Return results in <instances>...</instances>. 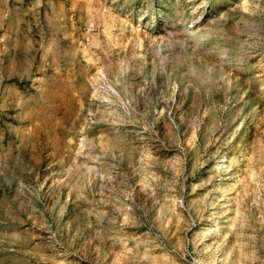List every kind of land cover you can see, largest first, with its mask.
<instances>
[{"label": "rangeland", "instance_id": "rangeland-1", "mask_svg": "<svg viewBox=\"0 0 264 264\" xmlns=\"http://www.w3.org/2000/svg\"><path fill=\"white\" fill-rule=\"evenodd\" d=\"M263 114L264 0H0V264H264Z\"/></svg>", "mask_w": 264, "mask_h": 264}, {"label": "bare ground", "instance_id": "bare-ground-1", "mask_svg": "<svg viewBox=\"0 0 264 264\" xmlns=\"http://www.w3.org/2000/svg\"><path fill=\"white\" fill-rule=\"evenodd\" d=\"M100 19H101V17H100ZM99 21V20H98ZM103 43V42H102ZM99 44H101L100 42H99ZM49 53V52H48ZM47 54V53H46ZM54 58H56L55 56H54ZM55 61V60H54ZM101 65H102V67L101 68H99L98 69V73H102V74H105V73H107L106 72V70H107V68H109V67H107V65H105V63H100ZM117 64V63H116ZM100 65V66H101ZM108 65H109V63H108ZM115 65V64H114ZM121 67V66H120ZM116 68H118V67H116ZM126 69H128V68H125V70ZM125 70H123L122 68L121 69H118L117 71H118V77L119 76H122L123 75V72H125ZM116 71V72H117ZM220 75L222 76V77H224L225 79H226V75H225V71H224V69H221L220 68ZM115 75H116V73H115ZM105 79V78H104ZM227 80V82H229L230 81V79L229 78H227L226 79ZM205 81L206 82H208V84H209V89H210V91H212L213 89H212V87L213 86H216V81H214L212 78H210V77H208V78H205ZM92 85V88L89 86V85ZM101 85H103L104 86V88L103 89H101ZM80 86H81V89H82V94H84V93H88L89 95H92V96H96V97H98L99 95H100V97L101 98H103V99H106V98H109V92H110V89L111 90H113L112 89V87L114 86V82H111V81H102L101 80V78H100V76L99 75H95L94 77H93V79L92 80H87V81H82L81 83H80ZM115 91V90H114ZM209 91V92H210ZM213 93V92H212ZM85 95V94H84ZM258 107V104L256 105V108ZM109 110H106V109H103L102 110V112L103 113H107ZM209 111V109H207V112ZM210 113L212 114V113H215V110L214 109H210ZM254 113H256V112H254ZM262 120H264V114H263V116H262V118H261ZM252 146H254V147H256V145H253L252 144ZM253 147L251 148V150L249 149L248 150V153L249 154H252L253 153ZM232 161V160H231ZM221 165V164H220ZM219 165V166H220ZM248 173H249V175H250V178H251V182H253V181H256L257 179L256 178H254V171L252 170V169H249V171H248ZM226 212H227V209L225 210ZM236 212L237 213H240V212H242V209H240V208H238L237 210H236ZM242 214H245L244 212H242ZM242 218H244V216L242 217ZM243 220V219H242ZM243 222V221H242ZM245 224L243 223H241V225H240V228L241 227H243ZM221 228L219 227L218 228V230H220ZM227 232H226V234L225 235H228V230H226ZM241 241V232H236L235 233V238H234V240H233V243H239ZM211 247V244H208L206 247H205V249L207 250V249H209ZM229 250V249H228ZM232 250V248L230 249V251ZM238 254H236V261L237 262H240L241 261V258H242V256L244 255V251L243 250H240V252H237Z\"/></svg>", "mask_w": 264, "mask_h": 264}]
</instances>
